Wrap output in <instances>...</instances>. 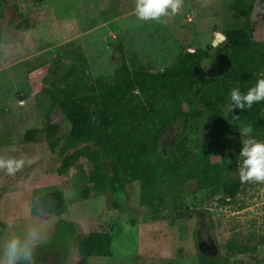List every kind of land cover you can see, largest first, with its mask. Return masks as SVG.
<instances>
[{
  "label": "rangeland",
  "instance_id": "374dc122",
  "mask_svg": "<svg viewBox=\"0 0 264 264\" xmlns=\"http://www.w3.org/2000/svg\"><path fill=\"white\" fill-rule=\"evenodd\" d=\"M232 1L183 0L178 13L158 21L138 20L135 0L0 1V157L26 161L14 175L0 169V245L36 227L40 237L34 264H74L77 237L97 218L110 230L112 255L92 256L88 264H197L195 248L210 255L222 250L231 264H252L251 255L264 264V183L242 182L235 198L219 201L222 183L239 176L242 160H234L232 137H218L213 130L207 88L228 72L226 64L202 62L205 85L179 100L184 116L159 134L157 157L167 153L169 161L177 157L179 165L156 191L146 194L136 181L121 192L88 195L85 200L79 191L91 165L80 159L58 173L69 124L53 111L57 133L46 138L41 131L44 101L29 81L30 72L39 71L47 82H57L74 65L91 80L110 82L118 44L133 67L159 71L181 50L204 49L225 30L239 26L241 19L229 9ZM11 19L14 25L26 22L27 28L16 29ZM253 76L255 82L264 77V60ZM229 99L222 107L225 115L230 113ZM33 128L41 131L37 144L24 138ZM254 136L264 140V133ZM52 190L63 192L65 213L32 214L30 201ZM158 198L163 202L154 210L149 199ZM230 240L253 250L230 255L225 251Z\"/></svg>",
  "mask_w": 264,
  "mask_h": 264
},
{
  "label": "trees",
  "instance_id": "16d2710c",
  "mask_svg": "<svg viewBox=\"0 0 264 264\" xmlns=\"http://www.w3.org/2000/svg\"><path fill=\"white\" fill-rule=\"evenodd\" d=\"M3 1V0H0ZM235 18L241 19L237 27L224 31L223 39H216L203 48L188 47L181 50L172 63L159 71L133 67L121 44L116 46L118 61L110 82L99 78L91 80L85 70L72 65L57 82H47L44 73L30 72L31 90L44 101L42 129L50 140L57 133L53 111L60 113L69 129L60 146L62 156L58 173H65L80 159L90 163L86 185L80 189L81 199L88 195L121 192L126 185L139 182L146 194L156 191L163 177L172 174L178 158L169 161L167 153L157 157L159 134L170 124L184 116L179 100L199 84L205 85L202 62L209 59L217 66L226 64L228 72L209 84L212 97L211 116L216 136H231L234 160L240 159L242 145L239 129L251 125L253 135L264 133V101L253 104L245 111L225 115L222 107L233 87L246 92L253 86V73L264 60V0H233L229 5ZM10 25L18 30L27 28L26 22ZM1 42V36H0ZM37 128L25 132L26 141L38 143ZM241 142V144H240ZM242 182L231 175L222 183L220 202L236 197ZM163 200L149 199L156 210ZM67 201L63 192L52 190L35 196L30 211L36 216L61 215ZM77 259L74 264H88L92 256L112 255V236L105 222L97 218L88 221L87 232L77 237ZM253 248L235 240L225 245L230 254L250 253ZM197 264H231L217 250L205 254L195 248ZM252 264H259L256 255Z\"/></svg>",
  "mask_w": 264,
  "mask_h": 264
},
{
  "label": "clouds",
  "instance_id": "9594fccd",
  "mask_svg": "<svg viewBox=\"0 0 264 264\" xmlns=\"http://www.w3.org/2000/svg\"><path fill=\"white\" fill-rule=\"evenodd\" d=\"M182 4L183 0H135L134 14L140 21H158L161 17L178 13ZM262 101H264V77L258 79L246 92H241L239 87L233 88L230 91L226 110L233 114L236 110L245 111L253 104ZM236 116L233 114L234 118ZM253 131L251 125H246L238 132L240 137H246L239 151V156L242 158L239 179L241 182L264 183V140H258L253 135ZM25 164L23 158L0 157V169L6 170L9 175H14L25 167ZM39 237L40 233L36 227L30 228L22 236H10L0 245V264H34L35 245Z\"/></svg>",
  "mask_w": 264,
  "mask_h": 264
}]
</instances>
